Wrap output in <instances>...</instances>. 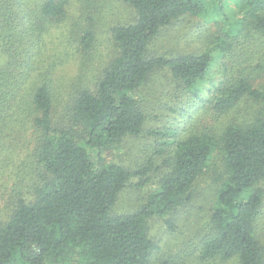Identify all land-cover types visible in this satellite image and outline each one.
Segmentation results:
<instances>
[{"label": "trees", "instance_id": "16d2710c", "mask_svg": "<svg viewBox=\"0 0 264 264\" xmlns=\"http://www.w3.org/2000/svg\"><path fill=\"white\" fill-rule=\"evenodd\" d=\"M125 2L135 21L109 26L114 56L88 86L112 0H0V188L10 189L0 197V264H151L160 248L149 220L174 231L168 216L212 171L217 205L201 261L264 264V0H240L242 17L207 50L171 59L150 57L152 42L204 16L209 0ZM160 68L184 93L207 95L202 123L154 132L162 148L141 169L107 162L106 151L144 132L137 94ZM151 171L157 188L137 211L114 215L131 179L144 187Z\"/></svg>", "mask_w": 264, "mask_h": 264}, {"label": "rangeland", "instance_id": "374dc122", "mask_svg": "<svg viewBox=\"0 0 264 264\" xmlns=\"http://www.w3.org/2000/svg\"><path fill=\"white\" fill-rule=\"evenodd\" d=\"M220 1L209 0L204 16H186L163 28L152 42L149 56L171 59L183 54H197L207 50L219 34L242 17L238 7L240 0ZM112 2L113 4L106 8L101 32H99L98 54L100 55L90 66V73L87 75L89 79L86 80L90 83L88 86L95 82V76L101 69V64L109 62L114 56L109 26L135 21V13L125 0H112ZM221 3L224 8L219 11L218 6ZM66 66L68 70H74L75 63L70 61ZM137 96L147 113L144 132L137 137H127L121 145L105 153L107 162L120 163L132 171L141 169L153 153L162 148L160 141H157L159 137H156L154 132L171 129L181 134L191 128H197L196 126L202 123L200 118H203L197 113H200V110L205 111L208 106L207 95L197 98L184 93L174 81L168 68L155 70ZM212 173L214 172L199 180L196 186V197L188 206L177 209L168 216V220L175 226L174 231L167 227L166 219L154 217L149 220V235L160 248L153 254L151 264H160L169 258L182 260L185 264H237L236 260L206 263L200 259L201 240L210 226L212 210L217 205L218 184ZM149 179L150 182L140 188L138 187L141 182L140 177H133L120 194L113 208V214L137 211L143 199L157 188L159 175L151 171ZM1 189L3 192L0 197L10 190L7 187ZM259 224L260 238L264 242V214Z\"/></svg>", "mask_w": 264, "mask_h": 264}]
</instances>
